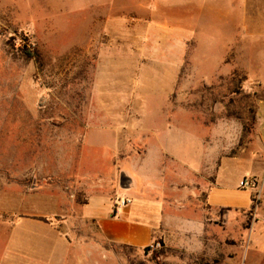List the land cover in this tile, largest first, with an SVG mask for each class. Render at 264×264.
I'll use <instances>...</instances> for the list:
<instances>
[{
    "label": "rangeland",
    "instance_id": "1",
    "mask_svg": "<svg viewBox=\"0 0 264 264\" xmlns=\"http://www.w3.org/2000/svg\"><path fill=\"white\" fill-rule=\"evenodd\" d=\"M122 170L164 219L152 246L87 258L82 206ZM263 187L264 0H0V264H49L13 234L84 264H252ZM40 244L65 255L21 245Z\"/></svg>",
    "mask_w": 264,
    "mask_h": 264
},
{
    "label": "crops",
    "instance_id": "2",
    "mask_svg": "<svg viewBox=\"0 0 264 264\" xmlns=\"http://www.w3.org/2000/svg\"><path fill=\"white\" fill-rule=\"evenodd\" d=\"M208 10L210 12L217 11L212 6H207V13ZM112 178V181L116 180V183L120 186L119 188H114L105 192L104 184H100L91 189V194L88 196L86 203L82 206L83 219L96 224L98 230V235L91 237V242L96 245L97 250L95 252L92 250L87 251V258H93L94 255L99 257L98 249L100 243L124 245L136 249L147 248L156 238L155 233L158 232L161 222L164 219L162 212L164 210V205L162 200H151L150 198H146L143 190L138 187L142 183L148 184L151 180L150 177L136 178L122 170L119 175L114 173ZM212 192L206 194L205 201L212 209H219L223 203L213 202ZM114 195L117 196L118 200L130 199L131 204L115 212V204L117 202L116 198H113ZM96 196H101L105 201V211L101 215L91 210L93 197ZM237 209L247 210L249 207ZM259 215L253 225L251 235L252 264H264V210L261 211ZM26 241L62 243L65 248L64 250H66L64 251L65 255L61 256V251L57 250V246L54 245L45 246L40 244L32 249H28L27 246L21 245ZM79 242H83V239ZM7 243V245H18L15 246L19 250L18 253L28 255L30 261L33 260L32 257L34 260H39L40 257V259H47L49 264H68L66 260L69 258L73 264H84L85 251L83 250V245H79V250L77 246L73 249V246H70L68 240H61L58 235L26 236L13 234L11 239L7 240Z\"/></svg>",
    "mask_w": 264,
    "mask_h": 264
},
{
    "label": "built area",
    "instance_id": "3",
    "mask_svg": "<svg viewBox=\"0 0 264 264\" xmlns=\"http://www.w3.org/2000/svg\"><path fill=\"white\" fill-rule=\"evenodd\" d=\"M239 187L241 189L254 192L256 196L260 193V191L258 189L257 180L254 177L243 178L239 183ZM130 204H131L130 199L118 200L117 203L115 204V212H117L119 209H123V208L129 206ZM150 246H152V245H150Z\"/></svg>",
    "mask_w": 264,
    "mask_h": 264
},
{
    "label": "trees",
    "instance_id": "4",
    "mask_svg": "<svg viewBox=\"0 0 264 264\" xmlns=\"http://www.w3.org/2000/svg\"><path fill=\"white\" fill-rule=\"evenodd\" d=\"M24 53L28 56V57H34V54L31 52V50L30 49H27V48H25L24 49ZM124 246V245H123Z\"/></svg>",
    "mask_w": 264,
    "mask_h": 264
}]
</instances>
